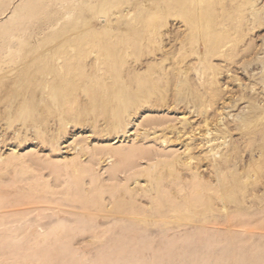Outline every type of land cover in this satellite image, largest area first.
<instances>
[{
  "label": "rangeland",
  "instance_id": "374dc122",
  "mask_svg": "<svg viewBox=\"0 0 264 264\" xmlns=\"http://www.w3.org/2000/svg\"><path fill=\"white\" fill-rule=\"evenodd\" d=\"M209 1L0 0V264H264V0Z\"/></svg>",
  "mask_w": 264,
  "mask_h": 264
},
{
  "label": "bare ground",
  "instance_id": "6f19581e",
  "mask_svg": "<svg viewBox=\"0 0 264 264\" xmlns=\"http://www.w3.org/2000/svg\"><path fill=\"white\" fill-rule=\"evenodd\" d=\"M218 3H219L218 0H211V1H209V3H207V5L209 6V8H211V7H214L215 5H217ZM186 15H185V17H186ZM190 16L191 15H189V16L187 15L189 20H190ZM192 19L194 20L197 18L192 17ZM194 23L198 24V22L196 23V21ZM143 80H144V78H138L137 79V83H138V87H139V88L137 87L138 91H139L138 96H146L149 93V91L144 87ZM115 87H116V91H114V92L116 94L113 95L112 101L109 102V104L108 103L107 104L106 103H100L101 113H102V115L107 116V117H109V114L113 115L114 117L115 116L119 117V115L121 116V113L125 110L126 106L129 103V100H128V98H126V95H125L126 88L124 87V83H122V81L120 79H116ZM64 89H66V88L64 87ZM92 100H93V103L97 102L96 104H98V100H96L95 97Z\"/></svg>",
  "mask_w": 264,
  "mask_h": 264
}]
</instances>
